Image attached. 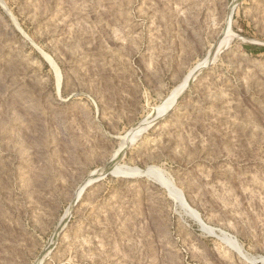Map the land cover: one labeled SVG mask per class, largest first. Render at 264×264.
Wrapping results in <instances>:
<instances>
[{
    "label": "rangeland",
    "instance_id": "rangeland-1",
    "mask_svg": "<svg viewBox=\"0 0 264 264\" xmlns=\"http://www.w3.org/2000/svg\"><path fill=\"white\" fill-rule=\"evenodd\" d=\"M0 264H264V0H0Z\"/></svg>",
    "mask_w": 264,
    "mask_h": 264
}]
</instances>
